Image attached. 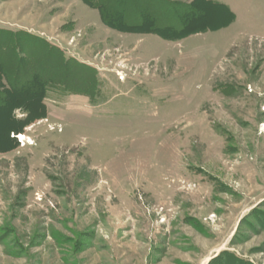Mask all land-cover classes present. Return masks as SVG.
Segmentation results:
<instances>
[{"label": "rangeland", "instance_id": "obj_1", "mask_svg": "<svg viewBox=\"0 0 264 264\" xmlns=\"http://www.w3.org/2000/svg\"><path fill=\"white\" fill-rule=\"evenodd\" d=\"M215 1L227 25L195 0H0L7 82L48 88L0 150V264H264V0Z\"/></svg>", "mask_w": 264, "mask_h": 264}, {"label": "trees", "instance_id": "obj_2", "mask_svg": "<svg viewBox=\"0 0 264 264\" xmlns=\"http://www.w3.org/2000/svg\"><path fill=\"white\" fill-rule=\"evenodd\" d=\"M194 3H195V7H197L198 10L194 8L193 5H188V8L193 10L196 9L195 11L198 13V15L201 14L199 8L204 9L205 7L208 6V7H213L215 10H218L217 15L215 17L212 16V18H216L218 17V15L220 16V18H217V21L221 22L219 27L227 25L228 22H230L233 18L232 10L229 8L228 5L222 2H218L214 0H195ZM143 25H145L144 21L138 24L139 27ZM188 25H190L189 22L185 23V21L184 22L182 21L181 26L178 29H176L171 26H157L153 20L151 28H153V31H155V33L159 34L160 36H163L162 32L168 28L174 32L176 31L175 34H172L170 36L171 37L170 39L178 40L189 35L191 32L194 31V30L191 32L188 31L187 33L182 35V32L187 30V28L189 27ZM208 28L209 27H206V29ZM202 30L205 29H200L198 31H202ZM5 82H7V80L3 72L2 64H0V92L2 93V99L0 101L1 115L3 114L6 115V112L9 109L8 110L9 119L5 124V129L8 130L7 139H5L3 144H0V150H4V151L5 149L10 150L14 145H16L17 138L14 137V134H22V132H24V128H26L28 125L34 123L37 120L46 118L47 108L45 104V99L47 98L48 95V88L45 87V84L39 80L36 81V79L33 77L27 79L23 83H19L17 82V80L11 83L8 82L5 83ZM30 92L33 93L35 92L34 93L35 97L31 96ZM7 97L10 99L12 98L14 103L12 101H10L9 103L6 102ZM19 100H25V101L21 102ZM17 112L23 114V116H19ZM0 141H3V137L0 138Z\"/></svg>", "mask_w": 264, "mask_h": 264}, {"label": "built area", "instance_id": "obj_3", "mask_svg": "<svg viewBox=\"0 0 264 264\" xmlns=\"http://www.w3.org/2000/svg\"><path fill=\"white\" fill-rule=\"evenodd\" d=\"M23 137H24L23 134H17V135H16V138H17V139H21V138H23Z\"/></svg>", "mask_w": 264, "mask_h": 264}, {"label": "crops", "instance_id": "obj_4", "mask_svg": "<svg viewBox=\"0 0 264 264\" xmlns=\"http://www.w3.org/2000/svg\"><path fill=\"white\" fill-rule=\"evenodd\" d=\"M215 1V0H214ZM225 4V3H224ZM227 5V4H226Z\"/></svg>", "mask_w": 264, "mask_h": 264}, {"label": "bare ground", "instance_id": "obj_5", "mask_svg": "<svg viewBox=\"0 0 264 264\" xmlns=\"http://www.w3.org/2000/svg\"><path fill=\"white\" fill-rule=\"evenodd\" d=\"M213 16V15H212ZM10 123V122H9Z\"/></svg>", "mask_w": 264, "mask_h": 264}]
</instances>
